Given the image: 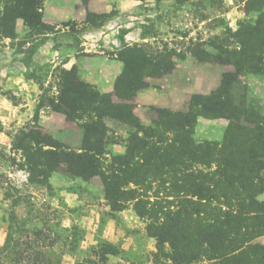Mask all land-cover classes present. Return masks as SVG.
I'll return each mask as SVG.
<instances>
[{
  "label": "trees",
  "instance_id": "1",
  "mask_svg": "<svg viewBox=\"0 0 264 264\" xmlns=\"http://www.w3.org/2000/svg\"><path fill=\"white\" fill-rule=\"evenodd\" d=\"M0 1V39L15 38L18 19L30 34L49 29L42 22L43 0ZM246 6L245 14L252 11L257 18L240 22L231 43L213 46L233 72L223 73L208 95H192L184 112L153 108L151 125L140 122L133 101L148 86L146 78L174 69L170 52L151 55L136 45L123 49L122 69L109 94L81 80L75 67L62 70L59 93L46 105L79 122L81 147L71 149L35 129L22 131L17 149L26 164L19 169L28 172L30 182L49 185L53 173L81 176L73 173L78 162L87 176L100 179L111 212L131 205L156 241L155 255L166 264H264V245L256 242L264 237V201L257 199L264 191V108L247 104L240 81L264 76V0H247ZM95 17L88 13L87 22ZM199 117L227 120L220 142L195 141ZM107 118L130 128L124 154L108 161L106 145L115 141ZM113 247L106 243L104 253L115 254Z\"/></svg>",
  "mask_w": 264,
  "mask_h": 264
},
{
  "label": "rangeland",
  "instance_id": "2",
  "mask_svg": "<svg viewBox=\"0 0 264 264\" xmlns=\"http://www.w3.org/2000/svg\"><path fill=\"white\" fill-rule=\"evenodd\" d=\"M246 4L247 0H188L182 4L174 0H43L42 22L48 30L30 34L22 19L16 21L15 38L0 39V264L167 263L155 255L156 241L147 235L144 221L131 205L111 212L93 192L92 187H102L100 179L87 176L88 170L78 162L72 165L73 173L81 172V176L58 173L63 179L56 184L68 185V192L77 195L80 204L69 206L61 194L64 189L30 182L28 172L19 169L26 160L17 149V139L22 131L35 129L76 150L73 145L80 134L82 140L79 122L46 105L59 93L62 70L75 67L83 80L86 72L70 65L71 55L107 57L113 71L114 64L122 66L118 58L124 57L121 51L126 47L136 45L151 55L170 52L174 69L148 78L174 81L176 88L166 96L171 95L178 106L183 99L180 108L185 107L187 97L188 105L192 95H208L219 86L223 73L233 72L229 59L213 46L231 43L230 35L240 22L257 18L255 12L245 14ZM1 6L0 1V10ZM88 13L96 16L90 23ZM107 24L109 39L104 32ZM29 47H34L31 53ZM176 68L187 76L171 77ZM240 81L247 104L264 108V76L247 75ZM42 97L46 100L39 107ZM153 108L159 107L141 109L142 115L153 117L149 125L156 119ZM204 119L200 117L196 142H203L197 137L208 130ZM115 125L112 129L119 132ZM109 138L119 140L112 133ZM111 157L107 154L106 161ZM257 199L264 201V191ZM256 242L264 245V237ZM106 243L114 246L115 254L104 253Z\"/></svg>",
  "mask_w": 264,
  "mask_h": 264
},
{
  "label": "crops",
  "instance_id": "3",
  "mask_svg": "<svg viewBox=\"0 0 264 264\" xmlns=\"http://www.w3.org/2000/svg\"><path fill=\"white\" fill-rule=\"evenodd\" d=\"M105 34L106 38L109 39V24L105 25ZM70 60V65H76L79 69L86 72L83 74V80L92 85L95 86L101 94H109L113 91V86L116 77L120 74L121 71V64L116 63L112 64L114 66L113 71L110 70L109 64H111L109 58L102 57V56H95L94 58H88L83 59V57H75V56H69L68 60ZM84 60V61H83ZM85 68V69H84ZM171 77L173 76H180V75H186L185 72H178V68H176L172 73ZM187 76V75H186ZM155 78H146L145 82L148 84V86L140 91L137 92L135 96V101L133 102L135 106L134 108V114L139 118L140 122L148 126L150 124L151 119L153 117L150 116H144L141 113L142 106L148 107V106H154L159 108H167L173 111H186L188 101V97L185 100V107H179L183 106V99H181L180 105L178 106V103L174 100H171V95L166 96L167 93L173 91L175 89L176 85H174V81L171 82L170 79H167L165 82L162 80L160 81H154ZM157 82V83H154ZM220 82V81H219ZM256 82H260L259 80H256ZM184 84V83H183ZM187 85V84H186ZM219 85V83H218ZM186 88V87H185ZM170 94V93H169ZM264 95V94H263ZM203 119V118H202ZM205 120V119H204ZM200 117L197 119V124L194 129V136L197 135V127L199 125L200 127ZM206 123V124H205ZM105 124L108 128V134H113L116 138H119V140H116L115 142H110L106 145V151L108 153V156L111 155L113 157L121 156L125 152V139L128 136V133L130 131V128L124 124H120L114 120H111L107 118L105 120ZM118 126V131H114L113 126ZM205 126L208 130H204L200 137H197L198 140L201 141H217L220 142L223 138L224 131L227 127V120L221 119L220 121H217V119L210 120L206 119L204 122ZM213 125L216 126L214 129ZM198 130V129H197ZM114 131V132H113ZM196 138V137H194ZM81 144V134L78 136V138L75 140V145H73L76 150H79ZM63 179V177L58 173H53L49 178V184L53 186L55 189H59L61 191L64 189L61 194L65 195L67 198V201L69 202V206H75V204H80L81 201L79 200L78 196L73 194L72 192H68V185L64 187H60L58 184H56L57 181ZM93 192L96 194V198L100 199L104 202V190L103 186H97L92 187ZM58 191V190H57ZM94 194V193H93ZM112 223L109 221V231L112 228ZM112 235H109V240ZM113 241V239L111 240Z\"/></svg>",
  "mask_w": 264,
  "mask_h": 264
}]
</instances>
